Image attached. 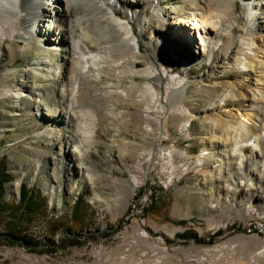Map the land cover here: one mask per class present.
<instances>
[{
  "label": "rangeland",
  "instance_id": "1",
  "mask_svg": "<svg viewBox=\"0 0 264 264\" xmlns=\"http://www.w3.org/2000/svg\"><path fill=\"white\" fill-rule=\"evenodd\" d=\"M182 1L148 0L141 8H120L118 13L131 19L136 9L141 13L133 19L140 46L133 53L138 70L149 68L151 75L136 77L137 85L126 62L132 52L119 59V47L118 52L116 47L98 48V63L86 62V49L75 53L80 41L86 45L80 31L64 30L66 40L58 50L50 48V76L38 69L37 60L47 48L38 31L34 38L0 43V180L5 186L0 188V264H224L215 259L223 250L208 255L201 250L229 239L235 247L232 257L222 252L225 264H248L246 258L264 243V159L248 147L264 122L263 53L246 52L237 31L249 23L248 8L236 0L238 21L228 48L218 46L212 58L191 53L185 62L169 61L165 51L175 38L168 34L161 49L162 35L154 27L162 23L149 25V7L175 4L182 15ZM256 24L264 25V13ZM89 32L107 45L101 35ZM244 53L256 61L246 71ZM73 57L86 72L77 80L68 70ZM179 75L185 89L181 102L172 105L166 91ZM71 76V85H63L62 79ZM147 83L154 86V98L147 94ZM18 89L30 94L15 99ZM121 93L124 99H118ZM241 98L254 101L257 115L246 128L234 129L235 104ZM40 101L65 116L66 123L43 116ZM235 140L247 157L229 151ZM66 141V153L55 159ZM3 170L10 181L4 182ZM23 183L42 191L44 213L19 216L14 206L6 208L19 201ZM78 197L92 210L91 224L82 231L70 221ZM57 217L66 224L51 236L49 221ZM66 235L78 242H61ZM19 236L41 242L29 244Z\"/></svg>",
  "mask_w": 264,
  "mask_h": 264
},
{
  "label": "bare ground",
  "instance_id": "2",
  "mask_svg": "<svg viewBox=\"0 0 264 264\" xmlns=\"http://www.w3.org/2000/svg\"><path fill=\"white\" fill-rule=\"evenodd\" d=\"M120 1H122V3L119 4V6L128 9L134 4L141 8L148 2V0H0V43L6 42L7 39H15L20 42L21 39L26 37L34 38V33L38 31V36L44 37V40H46L45 43H47V48L40 53L37 60V63L40 65L38 69L41 75L46 76L53 75L50 48L55 49L58 47L57 45L59 43L66 40L64 30H66V33L70 32L71 34L75 33L74 30L80 31L82 37L85 38L86 45L84 43L82 44L84 40L80 41L81 43L77 44L78 50H76L75 53L81 49H86L89 55L86 58V62L90 60L91 63H98V48L103 47L110 49H115L116 47L117 52L119 47L121 54L119 59L125 58L128 55L127 52L133 53L136 48H138V50L140 49L137 34L134 30L133 19H138L141 13L136 9V17L133 16L131 19V17L122 16L117 11V6ZM241 1L248 8L249 12L247 15L248 20H250L243 28H237V31L240 32L238 39L243 42L242 47L246 52L263 53L260 78L264 79V25L258 26L256 24L258 15L264 13V0ZM199 4L202 5L203 9L195 10L194 6ZM180 5L184 9L182 15L178 13V7L175 6V4L169 5L168 9L162 8L159 4L149 7V25L152 24L153 27L155 26L154 24L158 22L162 23L161 26L154 27V29L158 30L159 34L162 35L160 40L158 39V44L161 49L164 51L166 47L164 38H166L168 34H170V39L175 38L172 42L168 43V48L165 51L169 61L171 59L172 61L179 59L185 62V60H187L186 57L191 56V53L195 54V58L197 59L203 58L205 54H208V56L212 58L218 46L222 45V47L226 49L231 45L233 37L230 33L233 32L238 21L237 16L234 14L236 0H183ZM259 18H263V16H259ZM64 21L70 24L68 28H63L65 25ZM49 23L53 24L52 28ZM33 24H37V29H35ZM43 30L44 32L41 33ZM89 31H92L96 36L101 35V37L105 38L106 41L104 40L103 42L107 45L103 46L102 42H98L97 38L89 34ZM60 33L61 36L59 39ZM152 34L151 32L150 36H152ZM181 43L184 44V47L181 46ZM241 57L243 58L241 63H243V67L245 68L244 71L255 65L256 61L254 57H251L248 53L241 54ZM68 61L70 62V64L68 62V70L74 71L72 76H75V80L80 79L83 74H86V72H84V65L80 68L74 57L68 59ZM126 62L131 65V73L129 76L133 85H137L135 82L136 77H150L151 71L149 68L142 71L138 70L139 61L136 54L133 53L126 59ZM88 71L90 70L88 69ZM72 76L66 81L63 78V85H71ZM227 76L229 77V75ZM184 81L185 78L179 75L177 78L173 79V82L167 88L166 98L170 100L172 105L181 102L183 90L185 89L183 84ZM149 85H151V83H147L144 87L147 88V94L151 96V98H154L155 96L152 92L154 86L151 85L149 87ZM72 87L75 89L74 86ZM243 93H247V90L245 89ZM28 94H30L29 90L27 93H24V89H18L13 94V97L15 99H23L24 96ZM68 94H71V92ZM123 96L124 93L118 94V99H120V97L124 99ZM40 104L44 105V107L40 109L41 114L49 117V121L60 119L61 122L66 123V117L61 115V113L57 115L51 107L42 101H40ZM253 104L254 101H249L244 98H241L239 102L235 104L237 113L232 118L231 124L234 129H244L249 122L255 119L257 114L254 111ZM224 107H226V105ZM219 109L220 107L217 108V110ZM183 115V117H185L186 114ZM102 119L101 114V120ZM164 123L166 125L167 119L164 120ZM261 124V128L254 132V137L252 142L248 143V147L250 151L254 150L253 153H256V157L264 159V122ZM91 132H93V129ZM241 133L245 134V131H241ZM78 143L75 142V145L80 148ZM68 146L69 141H66L65 144H60L56 153H54V158L57 159V156L64 155ZM236 150L241 152V157H247V154L242 152L240 142L238 140L231 141L229 143V151L236 152ZM169 154L171 155V152ZM217 157L220 159L219 164H223L224 159L221 155H217ZM79 167L82 168L80 164ZM234 247V241L229 239L213 247L211 250L203 249L201 252L208 255L210 252L213 253L214 251L223 250L219 252L220 254H217L215 259H219L225 264L227 261L225 259L226 255L222 252L232 257ZM258 249L259 250L253 256L246 258L248 264H260L264 261L263 242L259 243ZM161 251L164 252L163 250ZM195 251L197 252L198 250L195 249ZM219 256L224 259H220ZM207 259L208 258H206V260ZM209 259L212 260L211 258Z\"/></svg>",
  "mask_w": 264,
  "mask_h": 264
},
{
  "label": "trees",
  "instance_id": "3",
  "mask_svg": "<svg viewBox=\"0 0 264 264\" xmlns=\"http://www.w3.org/2000/svg\"><path fill=\"white\" fill-rule=\"evenodd\" d=\"M3 162L1 160L0 162V170ZM4 178L5 181H10L11 180V175L7 173L5 170H3ZM1 182V180H0ZM0 188L1 191L4 190L5 186L3 185V181L0 183ZM47 205V200L46 198L42 195V191L40 190H34L31 187H29L26 183H23L21 193H20V199L19 201L15 202L7 206L6 208H11V206H14V208L20 210L19 216L21 213L25 214H33L34 212H40L44 213L45 208ZM4 208L3 205L0 203V209ZM72 215L70 221L72 222V227L75 230H84L89 228V225L91 224V214L92 210L91 208L85 203L83 197H78L77 200L75 201L74 205L72 206ZM65 221L64 217L59 218L57 217L56 219H52L49 221V230L48 232L50 233L51 236L55 235V233L62 228V226H65ZM9 232H15L14 230H10ZM12 234V233H11ZM16 236V235H15ZM186 236V234L184 235ZM21 240H24L25 242L29 244H34L38 245L40 244L41 241L38 239H35L33 237H26V236H19ZM61 242L69 241V243H77V238L75 236H70L66 235L64 238L60 239ZM50 242H54L53 239L50 240ZM64 246L63 244H61Z\"/></svg>",
  "mask_w": 264,
  "mask_h": 264
}]
</instances>
